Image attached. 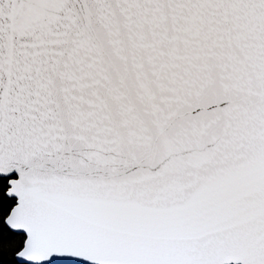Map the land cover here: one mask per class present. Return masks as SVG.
Instances as JSON below:
<instances>
[{
    "label": "snow or ice",
    "instance_id": "6c2138e0",
    "mask_svg": "<svg viewBox=\"0 0 264 264\" xmlns=\"http://www.w3.org/2000/svg\"><path fill=\"white\" fill-rule=\"evenodd\" d=\"M0 264H264V0H0Z\"/></svg>",
    "mask_w": 264,
    "mask_h": 264
}]
</instances>
